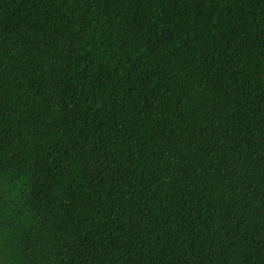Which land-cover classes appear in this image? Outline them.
Masks as SVG:
<instances>
[{
	"label": "trees",
	"instance_id": "16d2710c",
	"mask_svg": "<svg viewBox=\"0 0 264 264\" xmlns=\"http://www.w3.org/2000/svg\"><path fill=\"white\" fill-rule=\"evenodd\" d=\"M0 264H264V0H0Z\"/></svg>",
	"mask_w": 264,
	"mask_h": 264
}]
</instances>
